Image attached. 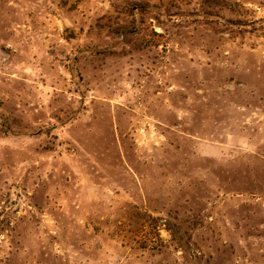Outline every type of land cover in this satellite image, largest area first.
Returning <instances> with one entry per match:
<instances>
[{
	"label": "rangeland",
	"instance_id": "rangeland-1",
	"mask_svg": "<svg viewBox=\"0 0 264 264\" xmlns=\"http://www.w3.org/2000/svg\"><path fill=\"white\" fill-rule=\"evenodd\" d=\"M226 1L0 0V264H264V0Z\"/></svg>",
	"mask_w": 264,
	"mask_h": 264
},
{
	"label": "trees",
	"instance_id": "trees-1",
	"mask_svg": "<svg viewBox=\"0 0 264 264\" xmlns=\"http://www.w3.org/2000/svg\"><path fill=\"white\" fill-rule=\"evenodd\" d=\"M215 2L218 4V5H227V1L226 0H215ZM231 6V5H230ZM158 36H160L161 34L159 33H156Z\"/></svg>",
	"mask_w": 264,
	"mask_h": 264
}]
</instances>
